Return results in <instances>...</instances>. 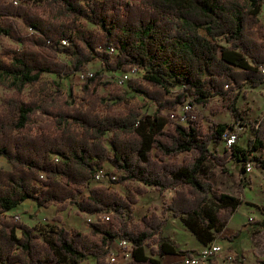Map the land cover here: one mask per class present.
<instances>
[{
	"label": "trees",
	"instance_id": "1",
	"mask_svg": "<svg viewBox=\"0 0 264 264\" xmlns=\"http://www.w3.org/2000/svg\"><path fill=\"white\" fill-rule=\"evenodd\" d=\"M263 1L0 0V39L13 43L0 52V157L12 166L0 167V264H82L89 258L118 264L106 260L107 243L117 238L132 243V258L124 264L198 254L163 235L168 212L203 245L216 240L242 199L215 190L202 174L204 165L210 158L231 159L264 169V154H253L264 152V117L252 123L248 148L235 144L219 155L211 147L221 143L229 124L206 131L198 112L189 125L173 122L171 114L188 95L202 105L218 97L237 122L249 124L231 96L246 84H264ZM219 39L223 43L215 45ZM97 59L114 73L137 67L143 79L132 77L122 89L95 73L85 78L80 96L72 88L65 93L61 79ZM45 73L59 80L44 81ZM131 94L154 102L155 111L145 113ZM106 162L127 194L92 186ZM150 186L175 194L161 215L152 211L136 221L135 205ZM27 200L38 208L56 206V221L69 205L110 219L87 232L56 224L42 238L28 223L5 216ZM257 207L264 213V205ZM254 223L264 228V219Z\"/></svg>",
	"mask_w": 264,
	"mask_h": 264
},
{
	"label": "rangeland",
	"instance_id": "2",
	"mask_svg": "<svg viewBox=\"0 0 264 264\" xmlns=\"http://www.w3.org/2000/svg\"><path fill=\"white\" fill-rule=\"evenodd\" d=\"M137 1V0H134ZM260 18L264 22V1L262 3V10ZM91 26V25H90ZM29 33L28 28H24ZM30 34V33H29ZM31 35V34H30ZM35 35V34H34ZM215 45L222 44V40L213 41ZM13 44L8 37L0 39V52L3 46ZM61 60H66L64 55H59ZM87 72H93L101 74L103 81H111L115 86H119L122 89L127 87L120 86L116 83V77L114 73L106 70L101 60H94L87 64L84 69ZM138 81H142L141 74L135 75ZM44 81L51 82L52 80H59V78L52 73H45ZM85 79L80 78L79 71L75 72L70 77L61 79V84L65 93L69 94L72 88L75 96H80L82 93V84ZM1 93H5L3 88L0 89ZM108 88L101 86L99 91L103 95H108ZM131 102L137 103L147 114H152L156 109V104L144 96L138 95L132 97ZM236 98V104L240 110L242 116L248 125H242L236 121L231 110L224 109V101L221 98H213L210 103L206 105L198 104L194 102L195 108L192 111L198 112L203 117L202 124L206 128V131L210 130L211 125L217 123H227L229 126L234 127L238 125L239 139L238 144L241 147L248 148V140L253 136V130L251 128L252 123H256L264 117V84L258 87H252L246 84L234 91L231 99ZM187 99L194 101L191 95H188ZM184 104V103H183ZM182 104V105H183ZM182 105L175 112L181 113ZM174 113V112H173ZM195 115V114H194ZM176 123L175 120L172 119ZM189 125V124H187ZM216 154H225V145L221 143L217 146L211 147ZM254 155L264 154V152L257 150L253 152ZM183 155L180 156L182 158ZM227 162H219L210 158L206 161L202 174L209 176L213 183L214 188L217 191L227 192L232 195L238 196L242 199V204L239 209L231 217L224 232L217 236V241L221 245L223 252L219 254L215 260L218 264H258L260 260H264V228H259L256 222L257 220L264 219V213L257 207L258 205H264V169L254 168L251 172L241 173V163L236 160L227 159ZM0 167L5 169H11V164L4 157H0ZM104 168L111 174L118 176L116 169L106 162ZM246 179L243 181L244 186L241 184L242 176ZM253 176V179H252ZM92 186H108L113 190L119 192L122 195L127 194V188L124 184L116 182L115 180H109L108 182H96L92 180ZM86 192V190H85ZM175 194L174 189H168L164 193L158 191L155 187H148V191L139 195V201L135 205L136 221H140L145 214H149L155 211L161 215L162 210L166 203L171 202ZM251 202V203H248ZM33 205H31V204ZM33 207V210H32ZM34 201L21 203L15 211H10L5 214L7 218H12L15 221H23L33 226L35 231L41 235L42 238L46 236L47 231L53 225H65L69 229H80L83 231H89L91 224L87 219L89 214L80 212L76 205H69V207L60 213L62 221H56L55 215L57 214V207L51 206L40 210ZM104 214V213H100ZM167 223L163 228V235L168 239L174 241L181 249H195L196 252H201L207 245H203L198 238L184 225L180 217L172 216L171 212L166 213ZM1 225V218H0ZM240 229H243L241 235L233 239L232 236ZM20 232V231H19ZM107 262H109V256L111 253L116 252L115 247L108 248ZM148 254L151 255L150 248H147ZM131 259V258H130ZM129 259V260H130ZM128 260V261H129ZM126 261V262H128ZM118 263V264H124ZM82 264H95L93 258H89ZM163 264H184L182 261V255L171 256L166 255L163 258Z\"/></svg>",
	"mask_w": 264,
	"mask_h": 264
},
{
	"label": "built area",
	"instance_id": "3",
	"mask_svg": "<svg viewBox=\"0 0 264 264\" xmlns=\"http://www.w3.org/2000/svg\"><path fill=\"white\" fill-rule=\"evenodd\" d=\"M28 31L31 35L35 34V31L28 27ZM69 40L63 39L61 40L62 46H68ZM111 52H114V49L111 48ZM264 71V66L261 67ZM141 69H138L137 67L131 68L129 71H119V72H112L114 73V76L116 77V83L120 86H125L127 82L130 80V78L134 77L135 75L141 74ZM80 78L85 79L87 76H93V72H87V71H79ZM195 108V104L191 101V99H187L181 108V113L178 114V112H174L171 114V118L175 120L177 123L187 125L190 124L194 118L195 115L193 114V110ZM239 139V129L238 125L234 127H230L226 130V132L223 134L222 142L225 145V148L231 151L233 146L235 144H238ZM55 160H58L57 156H54ZM244 161H242V166L244 165ZM254 168L251 161H248L245 163V173L251 172ZM42 177L45 178V173H42ZM116 176L109 173L104 167L98 169L92 178V180L96 182H108L109 180H115ZM110 219V214H92L89 215L87 221L89 224L93 223H99V222H105ZM112 246L115 247V251L111 253L109 256V262L110 263H123L128 261L130 258H132V243L126 239L123 238H117L113 241H108L107 247L111 248ZM223 249L221 245L218 243L217 239L210 242L201 252L194 256H188V255H182V261L184 264H208L210 259H216L219 257V254H222ZM220 258V257H219Z\"/></svg>",
	"mask_w": 264,
	"mask_h": 264
},
{
	"label": "crops",
	"instance_id": "4",
	"mask_svg": "<svg viewBox=\"0 0 264 264\" xmlns=\"http://www.w3.org/2000/svg\"><path fill=\"white\" fill-rule=\"evenodd\" d=\"M252 179H253V176H252ZM29 201H31V200H27V201H25V202L27 203V202H29ZM30 204H31V203H30ZM31 205H33V204H31ZM32 210H33V207H32ZM40 210H42V211H43V210H44V208H41ZM14 211H15V210H14ZM168 255H169V254H168ZM171 256H180V255H171Z\"/></svg>",
	"mask_w": 264,
	"mask_h": 264
}]
</instances>
